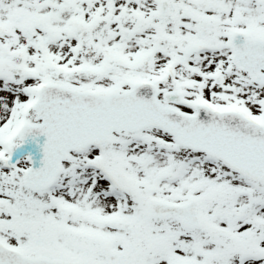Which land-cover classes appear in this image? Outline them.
Instances as JSON below:
<instances>
[{"label": "snow or ice", "instance_id": "obj_1", "mask_svg": "<svg viewBox=\"0 0 264 264\" xmlns=\"http://www.w3.org/2000/svg\"><path fill=\"white\" fill-rule=\"evenodd\" d=\"M0 264H264V0H0Z\"/></svg>", "mask_w": 264, "mask_h": 264}]
</instances>
